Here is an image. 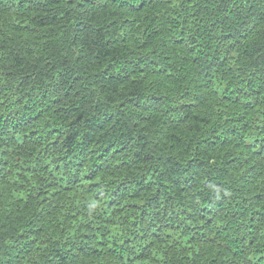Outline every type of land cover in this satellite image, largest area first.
I'll use <instances>...</instances> for the list:
<instances>
[{"label":"trees","instance_id":"trees-1","mask_svg":"<svg viewBox=\"0 0 264 264\" xmlns=\"http://www.w3.org/2000/svg\"><path fill=\"white\" fill-rule=\"evenodd\" d=\"M0 264H264V0H0Z\"/></svg>","mask_w":264,"mask_h":264}]
</instances>
